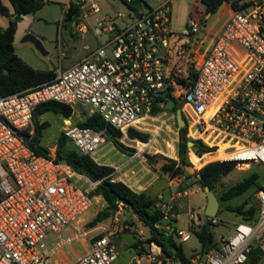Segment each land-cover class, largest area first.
Wrapping results in <instances>:
<instances>
[{
    "label": "built area",
    "instance_id": "obj_1",
    "mask_svg": "<svg viewBox=\"0 0 264 264\" xmlns=\"http://www.w3.org/2000/svg\"><path fill=\"white\" fill-rule=\"evenodd\" d=\"M121 1L134 17L106 15L96 31L105 38L83 59L37 87L8 96L0 92V264H54L65 245L88 237V251L69 264H115L119 252L114 236L135 233L141 243L150 237L144 236L143 230L150 229L142 222L139 226L121 222L123 203L118 205L111 227L81 229L97 183L59 161L55 153L36 154L23 137L31 134L34 112L43 103L55 101L80 106L88 116L99 114L121 132L120 142L134 148L140 157L150 144L131 138L130 129L145 131L160 114L169 112L168 102H178L187 137L213 149L202 156L192 154L207 162L264 168V2L237 7L224 2L232 15L204 51L199 35L210 14L201 5L193 10L186 29L177 34L171 30L170 4L174 0L141 9L132 5L135 0ZM89 2L90 14L101 11L94 0ZM76 24L80 32L88 31L86 25ZM194 44H200L199 49ZM62 134L79 154L99 165L110 166L107 163L112 157L126 156L106 131L67 125ZM207 156L212 157L206 160ZM111 167L115 181L140 193L125 177L124 166ZM182 182L181 177L175 178L171 181L175 190L158 196L157 208L163 216L154 223L156 230L179 245L206 222L190 212L188 227H180L176 201L190 194L189 189H180ZM258 201L256 219L242 220L228 237L216 242L205 254V264H247L254 249L264 253V184ZM208 219L217 222V218ZM148 244L146 250L134 254L131 264H182L157 243ZM201 259L190 261L199 264Z\"/></svg>",
    "mask_w": 264,
    "mask_h": 264
},
{
    "label": "rangeland",
    "instance_id": "obj_2",
    "mask_svg": "<svg viewBox=\"0 0 264 264\" xmlns=\"http://www.w3.org/2000/svg\"><path fill=\"white\" fill-rule=\"evenodd\" d=\"M142 1L144 4L156 8L168 0ZM243 1L247 5L264 2V0ZM94 2L98 4L101 11L99 13L90 14L91 2L87 0L86 4L81 8L78 23L86 25L90 32L82 34L75 30L74 35L78 36L77 40L72 39L69 32L62 25V16L65 8L68 4L75 3V0H48L43 8L37 12L22 17L18 22L15 35L14 47L16 54L34 69L54 71L58 74L60 70L71 67L88 54L85 46L88 45L94 50L101 45L105 35L102 32L97 34L96 31L100 30L98 23L102 21L106 15L116 18L117 14L121 13L125 19L134 17V13L130 7L121 0H94ZM200 2L201 0H174L172 4H170L172 32L179 34L186 29L192 10H199L198 6ZM3 4L9 8L10 15L0 16V28L7 29L14 11L8 0H3ZM202 11L205 12V8H202ZM231 15L232 10L228 7L227 3L223 4L214 14H210L208 20L204 22L202 32L199 35V40H203L204 42V51H207L213 41L221 34ZM121 23L122 21L118 22V24ZM27 34H33L39 38L43 42L48 55L44 56L32 43L23 42L22 40ZM199 45L200 44H194V47L199 49ZM72 109L70 118H64L61 115L49 112L38 119L40 123L47 122L50 124L49 127L43 130L40 143L50 154L56 153V147L64 126L78 125L87 119L88 114L82 107L75 106L72 107ZM34 129L35 124L32 120L29 128L31 132L30 135L34 134ZM178 129L176 113L170 111L162 113L156 120L150 122V125L146 127L145 131H142L149 135L147 143L150 144V146L140 154V157L137 156V151L134 148L123 144L126 148L133 151H120L126 156L121 157V155H119L112 157L107 164L110 166H124L123 171L125 172V177H133L132 182L141 178L138 183L145 185L144 188L146 189L144 192L157 201L159 195L166 194L171 190V181L177 177H181L183 182L180 189H189L190 194L187 197H180L177 199L175 212L179 214L180 227L186 229L189 224L190 212L198 214L202 221L208 219L204 214L207 198L206 194L200 190L196 177H189L188 173H182L174 178L171 177V172L177 167L175 162L180 161L178 154ZM156 132L159 133L158 136ZM72 148L70 143L66 145L67 150H71ZM211 157L212 156H207L206 160ZM190 158L191 160L189 161L196 171L200 170L206 164L214 162L206 161L203 166L198 168L201 159L192 154V150H190L188 154V159ZM241 167H237L230 174L220 178L213 190L217 197H220L221 194L231 186L254 173L260 175L259 182L262 185L264 184V168L262 166L257 164H245ZM155 174L156 177L148 182L151 176ZM117 176H119V174H116L115 178ZM95 189L91 193V196L94 197L93 205L83 217L85 222L81 226V229L85 232L97 226L111 227L114 213L116 212H114V208H112L102 221L95 222V219L100 217L102 212L109 207L108 202L105 201L101 195L95 193ZM193 189L195 193H191ZM258 193L259 191L253 188L244 195L234 198L233 200L219 201L220 208L216 217L217 222L213 227L215 235H221L226 238L232 233L235 226L242 222V218L237 213L227 210L228 206L236 207L246 202H248V204L245 205V210H248L252 205L259 206ZM120 220L123 224L134 222L139 226L141 223L135 213L124 205H122ZM143 232L144 236H150L149 230L144 229ZM69 235L70 233L65 234V236ZM89 238L90 237L85 241L74 239L71 243L65 245L61 255L55 258L54 264H66L68 261H73L78 254H84L90 243ZM136 242H139V239L135 233L124 232L114 236V244L119 252V258L115 264H131L134 254L140 252V250H146L149 246L148 242H140L141 244L139 247H135L134 244ZM181 246L188 258H202L201 244L196 236L182 243ZM257 264H264V257H262Z\"/></svg>",
    "mask_w": 264,
    "mask_h": 264
},
{
    "label": "trees",
    "instance_id": "obj_3",
    "mask_svg": "<svg viewBox=\"0 0 264 264\" xmlns=\"http://www.w3.org/2000/svg\"><path fill=\"white\" fill-rule=\"evenodd\" d=\"M12 6L14 14L9 22L7 29L0 28V92L4 96L23 92L25 90L37 87L41 84L53 80L57 73L54 71H41L34 69L22 60L15 51L14 42L17 32L18 22L22 17L35 13L47 3L46 0H8ZM227 0H201L205 6V10L209 14H214ZM83 5V4H81ZM233 6L237 7V4L233 2ZM81 14V7L75 8L74 3H70V6L64 11L63 26L66 28L65 21L71 19L75 15ZM10 15V10L3 4V0H0V16ZM182 104L176 102L173 113H176L178 109H181ZM72 107L60 102L50 101L39 105L33 115V122L35 124L34 134L27 135L30 139L27 140V144L38 155L50 156V152L41 146L42 132L50 126L49 123H40L39 118L46 113H54L61 115L64 118H70L72 115ZM78 126L91 128L96 131H106L111 133L110 139L115 143L119 151H133L126 148L121 142V132L115 130L102 119L99 114H93L87 116L86 121L78 124ZM187 128L179 130V145L178 154L180 161L175 162L176 168L171 172V177H177L182 173H188L185 167L192 166L188 159L190 150L197 153L199 156L210 153L212 148L206 146L201 141L192 140L187 137ZM129 135L131 138L140 139L144 142L149 140V135L143 132L130 129ZM193 141L194 147L188 148V142ZM68 140L61 134L58 145L56 147V156L59 161L68 163L78 174L87 177L91 182L97 183L95 193L101 195L105 201L108 202L109 207L104 210L100 217L95 219V222L102 221L112 208L114 212L117 210L118 205L124 203V206L129 208L135 213L138 219L149 227L150 237L147 242L157 243L163 250V252L170 257L179 259L182 264H192L190 258H188L182 246L177 244L172 238H166L164 235L154 228V223L160 220L163 213L157 208V200L147 195L146 193H136L132 191L126 184L120 181L114 180V168L107 165L97 164L91 157L81 155L77 150L73 148L71 150L66 149ZM206 161L201 159L199 166H203ZM237 168L235 162H220L214 161L206 164L200 170L196 171L194 175L189 177H196L197 183H202L204 186H208L212 191L215 189L216 183L222 178L230 174ZM260 175L252 174L245 177L240 182L231 186L228 190L224 191L220 197H217L219 201H230L234 198L240 197L256 188L258 191L262 189V184L259 182ZM232 207L228 206L227 210L237 213L244 221H253L258 216L260 211V205H252L248 210H245V205ZM215 223L212 220L207 219L206 222L200 227V230L195 231V236L198 238L201 244L202 255H205L208 250L215 246V233L213 230ZM141 243L136 242L135 247H139ZM144 250H140L142 252ZM264 253L258 248L254 249L247 261L248 264H257L263 257Z\"/></svg>",
    "mask_w": 264,
    "mask_h": 264
},
{
    "label": "water",
    "instance_id": "obj_4",
    "mask_svg": "<svg viewBox=\"0 0 264 264\" xmlns=\"http://www.w3.org/2000/svg\"><path fill=\"white\" fill-rule=\"evenodd\" d=\"M83 1L84 0H75V3H74L75 8H79ZM132 5L136 9H141L142 7H144V8L149 7L147 4H144L142 0H135V1H133ZM78 20H79V15H75L71 19H67L65 21L66 29L68 30L69 35L72 36L74 39H77V36L74 35L73 33H74V26L78 22ZM22 41L32 43L40 53H42L44 56L48 55V52L44 48L43 42L39 38L34 36L33 34H27L23 38ZM175 106H176V104L174 101H170L166 104V108L169 111H173L175 109ZM176 120H177L178 128L180 130L186 128L187 123H186V121L182 115L181 109H178L176 111ZM107 136L111 137V133L107 132ZM23 137L26 140L30 139V136L27 134H24ZM193 147H194V142L193 141L188 142V148L191 149ZM185 169L187 170V172L190 175H194L196 173V170L192 166H187V167H185ZM198 186H199L200 190H202L206 194V198H207V205H206L204 214L208 218H216L218 215V212H219V208H220V202H219L217 196L208 186H204L202 183H198ZM205 260H206V256L203 255L199 264H205Z\"/></svg>",
    "mask_w": 264,
    "mask_h": 264
},
{
    "label": "crops",
    "instance_id": "obj_5",
    "mask_svg": "<svg viewBox=\"0 0 264 264\" xmlns=\"http://www.w3.org/2000/svg\"><path fill=\"white\" fill-rule=\"evenodd\" d=\"M46 1H48V0H46ZM229 2H231V3H233V2H235L237 5L238 4H242V3H244L245 4V2L243 1V0H228ZM199 5H201V7L202 8H205V6L202 4V2H200V4ZM68 6V5H67ZM67 8V7H66ZM66 8H65V10H66ZM64 10V11H65ZM192 12H193V10H192ZM191 12V13H192ZM63 19H64V12H63V16H62V25H63ZM78 23V22H77ZM67 30V29H66ZM75 30H77V31H79L78 30V28H77V24H75V26H74V33H75ZM68 31V30H67ZM80 32V31H79ZM90 32V30L88 29V31L86 32V33H83V32H80V33H82V34H87V33H89ZM73 33V34H74ZM77 36V35H76ZM72 37V36H71ZM72 39H74L73 37H72ZM77 39H78V36H77ZM77 39H74V40H77ZM85 49L89 52L90 50H92L91 49V47H89L88 45L87 46H85ZM154 177H156V174L155 175H152L151 176V178H150V180L148 181V182H150L152 179H154ZM132 178L133 177H129L128 178V180H131V182H132ZM141 180V178L139 179V180H134V182H132V184L134 185V186H136V188H139L141 191H140V193H145L144 191H145V189L146 188H144L145 187V185L143 184H140V183H138V181H140ZM171 190L169 191V192H167V194L168 193H170L171 191H174L175 190V188H174V186H172L171 185ZM81 221H83L82 223H81V226L83 225V223L85 222V220H84V218H82L81 219ZM221 238H224L223 236H221V235H218V236H215V240H216V242H218L219 240H221ZM88 249H89V246H88V248H87V251H88ZM86 251V252H87ZM85 252V253H86ZM84 253V254H85ZM84 254H82V255H84ZM61 255V253L59 254V256ZM82 255H80V254H78L77 256H76V258L73 260V261H75L76 259H78L79 257H81ZM263 257H264V255H263ZM73 261H68V263H66V264H69V263H71V262H73ZM129 264V263H128ZM248 264V263H247Z\"/></svg>",
    "mask_w": 264,
    "mask_h": 264
},
{
    "label": "bare ground",
    "instance_id": "obj_6",
    "mask_svg": "<svg viewBox=\"0 0 264 264\" xmlns=\"http://www.w3.org/2000/svg\"><path fill=\"white\" fill-rule=\"evenodd\" d=\"M242 168V167H241ZM241 168H239V169H241Z\"/></svg>",
    "mask_w": 264,
    "mask_h": 264
}]
</instances>
